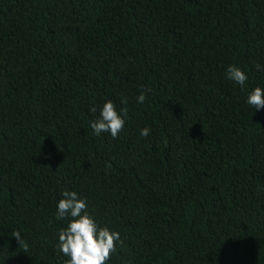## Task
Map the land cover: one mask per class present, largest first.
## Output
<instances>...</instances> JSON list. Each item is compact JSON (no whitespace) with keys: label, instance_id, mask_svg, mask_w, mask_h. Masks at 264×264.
Listing matches in <instances>:
<instances>
[{"label":"trees","instance_id":"trees-1","mask_svg":"<svg viewBox=\"0 0 264 264\" xmlns=\"http://www.w3.org/2000/svg\"><path fill=\"white\" fill-rule=\"evenodd\" d=\"M256 87L264 0H0V264H65V190L119 232L108 264H264Z\"/></svg>","mask_w":264,"mask_h":264},{"label":"clouds","instance_id":"clouds-1","mask_svg":"<svg viewBox=\"0 0 264 264\" xmlns=\"http://www.w3.org/2000/svg\"><path fill=\"white\" fill-rule=\"evenodd\" d=\"M257 68L259 69L258 65ZM227 77L242 88L248 81L247 74L235 65L227 68ZM150 91V87L142 90L137 98L138 102L144 103L147 99L145 92ZM123 103L126 104L127 101ZM247 103L257 111L264 109V89L256 87L248 95ZM91 111L95 112V108ZM127 115V107L118 111L112 101H107L102 107L100 118L93 120L91 127L97 136L107 132L115 139L124 130ZM150 133V128L141 130L144 137H148ZM62 196L58 203L56 218L69 219L67 227L59 232L58 251L69 257L65 264H108L112 253L116 251V242L121 241L119 232L110 231L107 227L100 228L87 212L86 199L78 198L75 191L65 190ZM12 235L26 252L27 245L24 244L20 233L13 232Z\"/></svg>","mask_w":264,"mask_h":264}]
</instances>
